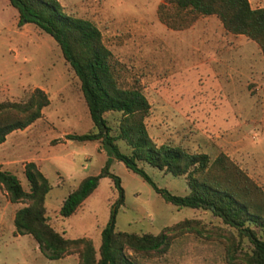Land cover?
<instances>
[{
	"label": "rangeland",
	"instance_id": "obj_1",
	"mask_svg": "<svg viewBox=\"0 0 264 264\" xmlns=\"http://www.w3.org/2000/svg\"><path fill=\"white\" fill-rule=\"evenodd\" d=\"M59 1L67 13L95 22L119 76L138 81L150 103L145 125L156 144L169 142L211 157L223 151L264 189V55L254 40L221 31L214 20L196 22L203 15L188 26L171 27L159 17L162 3L163 12L174 10L167 0ZM17 20V9L0 0V100L20 99L41 87L49 102L41 117L6 135L0 144V168L14 172L28 189L24 166L33 160L51 184L45 198L49 222L67 237H90L98 247L100 230L119 196L112 178L101 175L70 215H60L59 207L84 175L100 171L107 154L97 140L66 137L93 126L79 79L49 33ZM116 117H110L114 126ZM118 144L129 150L123 140ZM139 165L158 186L188 192L184 175L145 161ZM109 169L120 176L124 189L116 229L157 233L184 218H197L206 229L174 236L162 252L142 254L127 248L139 264H239L226 258L221 233L232 228L219 216L164 200L121 160L112 158ZM23 204L11 201L0 185V264H79L77 251L48 258L30 233L16 232L14 212Z\"/></svg>",
	"mask_w": 264,
	"mask_h": 264
},
{
	"label": "trees",
	"instance_id": "obj_2",
	"mask_svg": "<svg viewBox=\"0 0 264 264\" xmlns=\"http://www.w3.org/2000/svg\"><path fill=\"white\" fill-rule=\"evenodd\" d=\"M174 10L159 17L167 25L188 26L198 15L215 14L225 30L243 33L254 40L264 55V5L252 7L249 0H167ZM18 12L17 23L33 22L59 44L64 58L79 79V87L92 128L68 132L74 140H97L107 157L100 171L84 175L63 198L59 213L75 212L96 188L101 175H109L119 196L109 221L100 230L98 247L88 236L67 237L48 220L45 198L51 184L33 160L25 162L29 188L19 177L0 168V185L11 201H22L13 217L17 233H30L48 258L56 259L77 251L79 264H139L126 249L150 254L165 251L174 236L206 230L197 218H184L163 227L157 233L134 232L115 228L117 207L124 200L120 176L109 169L112 158L121 160L139 173L164 200L174 205L210 210L232 229L224 236L226 258L239 264H264V189L239 164L221 151L211 157L205 151H189L169 142L156 144L148 133L145 117L150 103L137 80L122 79L101 30L91 19L67 13L59 0H9ZM49 98L35 87L20 99L0 100V143L6 135L23 128L43 115ZM116 115L117 126L110 117ZM129 147L123 151L118 140ZM145 161L174 175H184L188 192L177 194L158 186L139 165ZM244 239L247 245H244Z\"/></svg>",
	"mask_w": 264,
	"mask_h": 264
},
{
	"label": "crops",
	"instance_id": "obj_3",
	"mask_svg": "<svg viewBox=\"0 0 264 264\" xmlns=\"http://www.w3.org/2000/svg\"><path fill=\"white\" fill-rule=\"evenodd\" d=\"M250 1V4L252 7H257V6H262L264 5V0H255V1H252V0H249ZM214 20L215 21V24L218 26V28L221 30V31H224V32H227L228 34H230L231 32H228L224 29L221 21L218 19V17L214 14H205L203 15L202 17L199 16L197 19H196V22H201V21H206V20ZM2 143V142H1ZM0 143V144H1Z\"/></svg>",
	"mask_w": 264,
	"mask_h": 264
}]
</instances>
